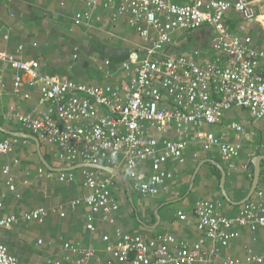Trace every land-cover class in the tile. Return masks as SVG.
<instances>
[{
	"label": "built area",
	"instance_id": "2783aa9c",
	"mask_svg": "<svg viewBox=\"0 0 264 264\" xmlns=\"http://www.w3.org/2000/svg\"><path fill=\"white\" fill-rule=\"evenodd\" d=\"M260 1L84 0L87 10L75 15L76 25L93 22V14L103 8L112 11L114 22L127 16L129 26L143 40L144 45L122 65L128 82L86 86L42 75L37 60L0 53V62L11 65L20 75L13 82L15 92L19 93L24 83L38 84L39 105L53 107L34 117L10 106L5 118L15 120L22 129L55 148L54 156L60 162L94 166L125 164L129 173L128 191L156 198L161 187L173 178L172 173L160 168L169 161H182L188 147L182 139L160 141L156 134L165 135L171 127L182 134L192 125H217L234 108H243L264 123V47L256 50L251 37L239 38L230 33L225 22L227 13L234 11L246 22L257 21L264 30V21L258 14ZM205 26L217 34L212 47L217 53L214 60L201 64L171 52L177 33H193ZM23 51L24 47H19L18 53ZM195 56L198 58L199 54ZM5 88L0 70V99ZM23 98L28 100L30 96ZM227 129L238 135V141L245 137V130L238 123H231ZM17 143V139L0 141V159L13 154ZM214 148L228 163L241 150L238 144L225 142L214 134L206 135L205 151ZM148 159L160 169L158 172L147 175L138 171L139 165ZM10 172V166L3 168L5 176L9 177ZM82 173L90 192L73 204H84L90 210L87 228L95 231L97 214L102 215L103 221L114 224L113 215L120 210L112 195L115 178L93 169H83ZM59 180L73 181V174L62 173ZM6 184L11 191L16 190L11 177ZM55 213V209H33L22 217L0 219V228L11 229L21 220L43 224ZM194 214L197 231L202 234L199 241L188 244L178 242L172 235L126 234L116 244L106 245L104 252L110 256L107 264H218L222 259L219 248L227 247L239 237L233 231L235 225L249 228L252 233L264 228V192L258 191L235 218L223 217L217 206L207 201H199ZM179 218L186 220L182 213ZM209 242L213 243L212 248L207 247ZM64 250L63 257L45 264H99L101 260L93 249L68 243ZM73 255L77 256L75 260ZM252 263L264 264V256L250 253L245 261L227 258L223 264ZM0 264H19L1 241Z\"/></svg>",
	"mask_w": 264,
	"mask_h": 264
},
{
	"label": "crops",
	"instance_id": "0c3cea01",
	"mask_svg": "<svg viewBox=\"0 0 264 264\" xmlns=\"http://www.w3.org/2000/svg\"><path fill=\"white\" fill-rule=\"evenodd\" d=\"M86 10L84 0H0V53L23 60H37L42 75L86 86L124 85L128 78L122 65L144 45L143 40L129 26L127 16L114 22L112 11L103 8L93 14V22L76 25L75 15ZM225 22L230 33L239 38L251 37L253 48L263 49L264 30L257 21L246 22L230 11ZM216 35L210 27L193 33H177L171 52L207 64L217 57L212 48ZM19 47H24L22 53H18ZM195 53L199 54L198 58ZM0 70L6 85L0 99V141L18 140L14 153L0 159V219L12 215L22 217L37 208L57 211L43 224L21 220L11 229L0 228V241L7 245L19 264H45L50 259L58 260L66 254L64 245L68 243L97 251L101 259L99 264H107L110 256L104 252L106 245L116 244L126 234L145 237L172 235L178 242L193 244L202 239L194 214L199 201L216 205L226 218H235L244 207L245 204L241 203L249 196L254 183V159L264 157V123L247 110L234 108L217 125H192L182 134L171 127L165 135L156 134L160 141L182 139L188 144L182 161H169L160 168L172 173L173 178L161 187L156 198L128 191L129 173L125 164L101 165L115 170L116 175L95 170L115 178L112 195L120 210L113 215L114 224L103 221L101 214L95 215V231H89L90 210L84 204H73L90 192L84 185L83 169H75L82 163L60 162L54 156L55 148L39 140L48 168L41 161L34 141L4 133H24L38 139L36 134L22 129L15 120H7L5 115L10 106L34 117L53 107L39 105L38 84L24 83L16 93L13 82L20 75L11 65L0 62ZM25 95L30 99H24ZM231 123L244 128L245 137L240 141L234 131L227 129ZM208 134L238 144L240 155L228 163L222 160L218 149L205 151L204 139ZM6 166L11 168L9 177L16 187L14 192L6 184L9 177L2 173ZM62 169L70 171L61 172ZM160 169L155 168L150 159L138 167L140 173L147 175ZM222 171L226 174L228 200L221 189ZM62 173H72L73 181L61 182ZM259 180V186L249 201L258 191L264 192V161L261 162ZM180 213L186 216V220L179 218ZM233 231L239 237L227 247L219 248L222 259L218 264H223L227 258L245 261L250 253L264 256V228L252 233L249 228L235 225ZM207 247L212 248L213 243H207ZM76 258L72 256L73 260Z\"/></svg>",
	"mask_w": 264,
	"mask_h": 264
},
{
	"label": "water",
	"instance_id": "95a60500",
	"mask_svg": "<svg viewBox=\"0 0 264 264\" xmlns=\"http://www.w3.org/2000/svg\"><path fill=\"white\" fill-rule=\"evenodd\" d=\"M250 2H256V1H260V0H248ZM2 130V129H1ZM4 133L12 136V137H15V138H24V139H29V140H32L36 143L37 145V151H38V154L40 156V159L41 161L44 163V165L46 167L49 168L47 162L45 161V159L43 158L42 156V153H41V144H40V141L39 139H37L36 137H33V136H30V135H26L24 133H9L8 131H5ZM264 161V157L262 156H258L254 159V183H253V186H252V189H251V192L249 194V196L241 203V205H244L246 204L250 199L251 197L254 195L255 191L257 190L258 186H259V182H260V178H261V162ZM93 169V170H102V171H105L111 175H116V171L109 168V167H104V166H94V165H88V164H81L79 166H77L75 169ZM65 171H70L69 169H62L61 172H65ZM195 178V177H194ZM225 181H226V174L224 171H222V180H221V189H222V192L225 196V198L228 200V197H227V194H226V191H225Z\"/></svg>",
	"mask_w": 264,
	"mask_h": 264
},
{
	"label": "rangeland",
	"instance_id": "374dc122",
	"mask_svg": "<svg viewBox=\"0 0 264 264\" xmlns=\"http://www.w3.org/2000/svg\"><path fill=\"white\" fill-rule=\"evenodd\" d=\"M260 8H258V13L260 15H264V11H261V7L264 9V0H261L260 1V4H259ZM207 26H205L204 28H206ZM209 34H211V31L209 32Z\"/></svg>",
	"mask_w": 264,
	"mask_h": 264
},
{
	"label": "bare ground",
	"instance_id": "6f19581e",
	"mask_svg": "<svg viewBox=\"0 0 264 264\" xmlns=\"http://www.w3.org/2000/svg\"><path fill=\"white\" fill-rule=\"evenodd\" d=\"M260 20H263V21H264V15H261V18H260Z\"/></svg>",
	"mask_w": 264,
	"mask_h": 264
}]
</instances>
